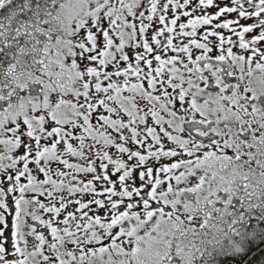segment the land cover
Listing matches in <instances>:
<instances>
[{"label":"snow or ice","instance_id":"obj_1","mask_svg":"<svg viewBox=\"0 0 264 264\" xmlns=\"http://www.w3.org/2000/svg\"><path fill=\"white\" fill-rule=\"evenodd\" d=\"M0 264H264V0H0Z\"/></svg>","mask_w":264,"mask_h":264}]
</instances>
